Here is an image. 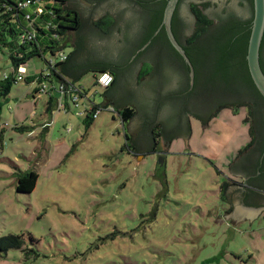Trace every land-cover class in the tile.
I'll list each match as a JSON object with an SVG mask.
<instances>
[{
	"label": "rangeland",
	"instance_id": "1",
	"mask_svg": "<svg viewBox=\"0 0 264 264\" xmlns=\"http://www.w3.org/2000/svg\"><path fill=\"white\" fill-rule=\"evenodd\" d=\"M105 16L91 22L103 35L95 24ZM12 25L15 34L0 37V80L13 74L17 35L32 29L23 18ZM58 54L27 60L0 107V237L24 238L0 264H264V209L255 220L225 217L230 164L249 142L246 109H223L203 129L188 115L187 147L177 137L137 155L110 104L85 124L105 92L94 72L75 82L86 95L76 93L68 112L49 95L32 100L36 75L50 73ZM153 133L159 144L160 130ZM28 171L38 175L35 189L16 192Z\"/></svg>",
	"mask_w": 264,
	"mask_h": 264
},
{
	"label": "trees",
	"instance_id": "2",
	"mask_svg": "<svg viewBox=\"0 0 264 264\" xmlns=\"http://www.w3.org/2000/svg\"><path fill=\"white\" fill-rule=\"evenodd\" d=\"M26 1L30 2L26 8L21 11L16 9L19 2ZM89 1L100 2L103 0ZM127 1L133 3L141 10L139 20L142 24V30L137 35V40L133 44L135 50L132 56L137 59L143 53L149 51L154 45H160L163 49L162 53H167L168 57L173 58L178 63V68L184 73L186 83L181 92L176 94L175 99H179L184 105L186 97L190 94L192 97H201L203 102L206 103L205 105L207 107L209 106V111L205 117L197 116V118L206 124L213 120L223 109L236 112L238 108H245L247 114L245 122L249 125V142L247 146L239 151L238 158L242 163L245 159L250 158V154L255 151L258 154L255 167L259 165L264 174V157L260 161L261 156H264V98L256 89L250 77L246 61L248 40L253 19V0H244L248 12L246 18L239 17L230 9H225L222 13H213L212 18L205 13V9L210 7V3H189V10L194 19L193 29L189 35L183 34L184 32L180 27L182 19L179 17L178 10L184 0L178 1L171 20L172 32L194 68V82L191 91H188L187 83L189 82L188 66L170 45L164 29H161L153 37V34L161 25L167 0ZM8 8H10L9 11ZM0 12L3 13L0 17L1 38H5L6 35L13 36L15 34L12 19L21 23V19L23 18L29 22L33 29L26 31V33H32L34 35L35 40L33 43L22 45L19 36L20 34L26 33L21 32L17 35L19 45L11 46V49L15 50V56L11 57L14 71L20 65L26 64L27 60L35 56H42L46 51L52 54L61 52V49L65 47L61 46V41L69 33H79L82 29V20L79 14L67 6V0H0ZM26 16H29V18H26ZM115 24L116 20L110 15H106L99 22H96L95 26L103 32H108ZM187 28L188 26L185 24V29ZM149 40L150 43L147 47L140 51ZM263 45L264 34L260 45L259 58L260 67L264 73ZM79 47L83 48V41L80 37L76 42L74 52L66 55L67 58L64 62L55 65V69L51 71L50 79L53 81L54 79L65 78L76 86L75 82L90 71L95 74L109 73L112 75L113 81L105 89V97L109 96L108 93L116 85L118 73L123 66L111 62L80 63L76 59ZM151 72L152 66L144 63L140 70L139 78H143ZM20 79V77H15L12 74L6 75L0 80V107L3 103L2 100L10 92L12 84L17 83ZM35 79L40 82L42 78L36 76ZM78 90L81 89L79 88ZM219 98H221V102L215 103ZM98 107L93 105L86 116L84 122L87 127L94 120L92 115ZM103 107H107V104ZM117 114L123 126L132 119L134 110L130 107H119ZM14 129L17 130V127ZM154 130L157 132L160 130L157 136H162L163 131L162 126L159 125H155L152 128L153 145L148 150L151 152H154L158 146L157 137H154L156 135L153 133ZM125 138L128 140L127 136ZM254 146L255 148L253 149ZM133 150L136 153L138 151L136 147ZM233 167H236L235 161L232 162V174L237 171H234ZM37 180L38 175L33 171L19 174L16 180V192L31 193L35 189ZM262 187L260 189L263 190L264 185ZM23 246V235L0 237V259H3L9 250H23Z\"/></svg>",
	"mask_w": 264,
	"mask_h": 264
},
{
	"label": "water",
	"instance_id": "3",
	"mask_svg": "<svg viewBox=\"0 0 264 264\" xmlns=\"http://www.w3.org/2000/svg\"><path fill=\"white\" fill-rule=\"evenodd\" d=\"M178 1L167 0L161 25L153 34V37L161 29H164L170 45L188 66L189 86L191 88L194 82V68L172 32L171 20ZM206 2L210 3V7L205 9V13L212 18L213 13H222L225 9L232 10L241 18L248 16L244 0H184L181 3V11L182 17L188 25L185 31L186 35L191 33L194 24L193 16L189 10V3ZM67 6L79 14L82 20V29L79 33H69L61 41V46H70L75 49L76 42L80 37L83 41V48L79 47L78 49L76 55L78 62L84 64L87 62H111L123 66L118 73L116 85L108 93L109 96L105 97L106 92L101 95L103 102L99 107L103 108L106 104H110L117 111L119 107L122 108L126 105L134 108V116L126 125V131L130 135L129 143L134 144V147L138 150L150 149L153 145L151 130L153 126L160 123L163 131L157 146L158 148H166L171 138L175 139L177 137L183 138L184 145L187 147V139L189 136L188 114L183 117V112L186 110V107L184 108V105L179 99H175L176 94L181 92L186 83L184 73L178 68V63L173 58L168 57L167 53H162V61L158 65V70L151 72L143 78H139L142 64L145 60H150L146 55L135 60L132 58L131 60V56L135 50L133 44L138 37L133 24L139 21L141 10L127 0H103L100 2L67 0ZM103 15H110L116 20V24L110 28L106 35L91 28V22H95ZM263 34L264 0H253V19L248 40L246 61L250 77L256 89L264 98V73L259 63L260 45ZM149 43L150 40L140 51L145 49ZM173 70L175 71L172 72ZM219 102H221V98L215 103ZM198 104L199 101L197 100L196 105ZM200 104L205 105L206 103L201 99ZM191 105H194L192 100ZM207 109H209V106ZM190 115L201 122L202 129L207 128L205 122L192 114ZM181 117L184 120H181ZM237 158L238 156L233 161ZM232 162L229 168L230 172H232ZM233 170L236 171L237 168L235 167ZM234 193L235 188L231 185H228L224 189L225 198L231 202V209L227 212L225 211V217L230 216V219H233L232 223L242 218L251 219L260 210L264 209V197L256 204L246 205L234 199L232 197Z\"/></svg>",
	"mask_w": 264,
	"mask_h": 264
},
{
	"label": "flooded vegetation",
	"instance_id": "4",
	"mask_svg": "<svg viewBox=\"0 0 264 264\" xmlns=\"http://www.w3.org/2000/svg\"><path fill=\"white\" fill-rule=\"evenodd\" d=\"M178 14H179V17L182 19L180 27L182 31L184 32L183 34H185V31L187 30L185 29V24L187 25V22L182 17L181 6L178 10ZM133 26L135 27L136 34L139 35L142 30L141 21L140 20L137 21L136 23L133 24ZM262 50H263L262 56L264 57V45L262 47ZM162 51H163L162 47L156 44L153 47H151L149 51L141 55V56L146 55L147 58L150 60V61L145 60L144 63H147L152 66V72H156L159 68L158 65L162 61L161 60ZM132 58L133 60L136 59V57L131 56V60ZM179 78L181 81V76ZM187 83H188V91H191L192 87L189 89L190 87L189 82ZM191 100L194 102V105H191ZM197 100L199 101L198 105H196ZM200 102H201V97L200 98L198 96L192 97L191 94L188 95L184 103V108L186 107V110H184L183 112V117L186 114L188 115L192 114L196 117L197 116L205 117L208 114L209 110L207 109L206 105H202L200 104ZM183 117H181V120H184ZM254 148L255 146L253 147V149ZM257 155L258 154L255 151H253L250 154V158L245 159L244 162L241 163L239 158L235 160V166L237 167V171L236 173L232 175V180H231L230 185L235 188V193L233 194L232 197H234V199L239 200L240 203L242 204H246V205L254 204V203L256 204L260 201L262 197H264V189L263 190L260 189V188H263L262 185H264V174L262 173L259 165L255 167ZM263 157L264 156H261L260 161L263 160Z\"/></svg>",
	"mask_w": 264,
	"mask_h": 264
},
{
	"label": "built area",
	"instance_id": "5",
	"mask_svg": "<svg viewBox=\"0 0 264 264\" xmlns=\"http://www.w3.org/2000/svg\"><path fill=\"white\" fill-rule=\"evenodd\" d=\"M29 1H26V2H19L17 4V7L16 9L18 10H23L24 8H26L28 5H29ZM10 10V8H8V11ZM40 12V10H38ZM26 18H29V16H26ZM19 39L21 41V44L24 45L26 43H33L35 38H34V35L32 33H26V34H20L19 36ZM58 63L60 62H64L66 60V54L62 53V52H59L58 54ZM55 65L56 64H53V65H50V73H46L43 74V73H40L39 75H37V77H40L42 78L40 81L41 83H39L41 86H40V91L37 90L36 93L32 96V99L33 101H36V96H40V95H51L52 92H57L58 94L60 95H71V94H75L73 95V97L71 98V101L72 103L78 107V97L76 95V93H78L79 95L83 94L82 91L78 90L76 86H74L68 79H65V78H61V79H58L57 81H52L50 79L51 77V71L55 69ZM24 65H20L16 71L13 70V74L15 77H20L22 78V75L25 74V68L23 67ZM6 76V75H5ZM4 76V77H5ZM95 84L97 87H99L100 89H103L105 90L106 88H108L112 81H113V77L111 74L109 73H99V74H96V77H95ZM44 81H46V83L48 84V87L46 88L45 87V83ZM86 95V94H85ZM62 105H58V108L57 110L58 111H62L64 110V108H61ZM102 107H98L97 110H95V112L93 113L92 115V118L95 119L97 114L99 113L100 109ZM89 112H86V114L88 115ZM46 126H48V124H46Z\"/></svg>",
	"mask_w": 264,
	"mask_h": 264
},
{
	"label": "crops",
	"instance_id": "6",
	"mask_svg": "<svg viewBox=\"0 0 264 264\" xmlns=\"http://www.w3.org/2000/svg\"><path fill=\"white\" fill-rule=\"evenodd\" d=\"M37 76V75H36ZM40 81H42V80H40ZM54 82L55 81H57L56 79H54L53 80ZM80 91H82V90H80ZM36 92V90H34L30 95H34V93ZM83 92V91H82ZM85 93H83L82 95H79L80 97H84L83 95H84ZM73 95H75L74 93L73 94H71L70 96L69 95H60L59 94V98L58 99H55V97H52L51 95H49V101H50V104H52V103H55V105L57 106V108H58V105H62V107L61 108H64V110H65V112H68L67 110H70V108H69V101L71 100V98L73 97ZM32 98V97H31ZM33 100V99H32ZM104 108V107H103ZM67 109V110H66ZM91 110V109H90ZM50 111H52V107L50 108ZM87 112V111H86ZM89 112V111H88ZM122 124V123H121ZM127 125V124H126ZM126 125H123L122 127L125 129V132H124V136H127L128 137V140L126 139V141H130V136L127 134V131H126ZM134 145V144H133ZM140 150H138L137 152H139ZM137 154V153H136ZM138 155V154H137ZM228 203H229V206H230V204H231V202H229L228 201ZM262 212V211H261ZM258 213L256 216L257 217H255L254 219H246V218H243V220H238V221H245V220H255L256 218H258L262 213ZM231 220H233V219H231ZM237 221V222H238Z\"/></svg>",
	"mask_w": 264,
	"mask_h": 264
}]
</instances>
